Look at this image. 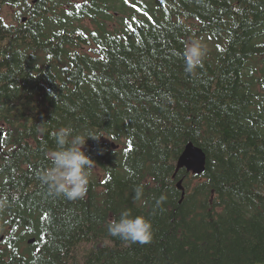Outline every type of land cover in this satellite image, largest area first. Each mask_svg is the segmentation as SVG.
I'll list each match as a JSON object with an SVG mask.
<instances>
[{
	"label": "trees",
	"instance_id": "obj_1",
	"mask_svg": "<svg viewBox=\"0 0 264 264\" xmlns=\"http://www.w3.org/2000/svg\"><path fill=\"white\" fill-rule=\"evenodd\" d=\"M248 1L0 0V264H264V9ZM194 38L208 55L187 73ZM65 126L101 136L75 201L38 178ZM189 142L201 174L178 168ZM124 210L152 220L150 243L108 235Z\"/></svg>",
	"mask_w": 264,
	"mask_h": 264
},
{
	"label": "clouds",
	"instance_id": "obj_2",
	"mask_svg": "<svg viewBox=\"0 0 264 264\" xmlns=\"http://www.w3.org/2000/svg\"><path fill=\"white\" fill-rule=\"evenodd\" d=\"M208 55L207 45L200 39L194 38L184 49L185 71L195 73L203 66ZM55 147L46 152L50 166L39 172L38 178L46 185L51 194L65 197L69 200L83 199L90 183L91 170L95 161L85 153L84 146L89 138L99 140L101 136L92 132L78 133L72 126L59 128L53 133ZM144 185L134 189L135 201H142ZM166 200L161 195L156 200L159 207ZM7 195L0 196V212L10 208ZM110 237H118L121 241L132 244H147L154 237V225L151 219L144 215L134 216L131 210H124L118 218L111 219L106 225Z\"/></svg>",
	"mask_w": 264,
	"mask_h": 264
},
{
	"label": "water",
	"instance_id": "obj_3",
	"mask_svg": "<svg viewBox=\"0 0 264 264\" xmlns=\"http://www.w3.org/2000/svg\"><path fill=\"white\" fill-rule=\"evenodd\" d=\"M3 131L0 130V151L2 150ZM207 164V154L202 147L194 142H189L185 146L178 160V167H185L188 171L201 174L205 171ZM34 239L30 240L33 243Z\"/></svg>",
	"mask_w": 264,
	"mask_h": 264
},
{
	"label": "flooded vegetation",
	"instance_id": "obj_4",
	"mask_svg": "<svg viewBox=\"0 0 264 264\" xmlns=\"http://www.w3.org/2000/svg\"><path fill=\"white\" fill-rule=\"evenodd\" d=\"M245 1V4H247L248 6H250V2L248 0H244ZM251 1H254V0H251ZM258 5H259V8H262L264 9V3L262 0H258Z\"/></svg>",
	"mask_w": 264,
	"mask_h": 264
},
{
	"label": "rangeland",
	"instance_id": "obj_5",
	"mask_svg": "<svg viewBox=\"0 0 264 264\" xmlns=\"http://www.w3.org/2000/svg\"><path fill=\"white\" fill-rule=\"evenodd\" d=\"M116 149H118L119 147L117 146V147H115Z\"/></svg>",
	"mask_w": 264,
	"mask_h": 264
}]
</instances>
